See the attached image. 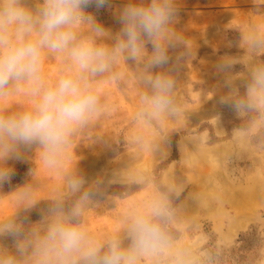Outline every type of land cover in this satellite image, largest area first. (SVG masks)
I'll use <instances>...</instances> for the list:
<instances>
[{
  "label": "clouds",
  "instance_id": "1",
  "mask_svg": "<svg viewBox=\"0 0 264 264\" xmlns=\"http://www.w3.org/2000/svg\"><path fill=\"white\" fill-rule=\"evenodd\" d=\"M107 4L109 0H0V99L23 94L31 101L30 107L0 108V188L15 175L9 161L31 159L27 154L33 151L64 179L62 192L39 199L33 167L31 180L10 192L15 211L0 219V238L11 237L14 251L0 246V264H220L222 249L207 244L197 249L181 242V217L173 200L183 189L175 182L155 186L149 199L131 205L123 229L103 241L84 223L85 210L98 205L95 198L108 186L128 189L149 182L145 173L124 169L91 182L76 166L65 170L76 138L103 114L98 85L121 80L120 61L128 66L131 62L133 76L144 89L135 122L149 126L177 120L182 113L173 73L193 56L188 39L174 27L177 0H128L117 12L122 26L114 35L85 11L90 5L100 9ZM254 5L255 14L264 16V5ZM238 30L236 45L250 59L244 63L237 56L220 58L216 70L223 74L227 92L218 103L240 119H250L253 113L264 119V19ZM46 53L61 61L54 83L44 76ZM237 64L244 65L243 79L232 74ZM134 143L158 152L168 141L161 136L146 142L137 135ZM42 201L47 205L40 210L41 219L30 222L27 214Z\"/></svg>",
  "mask_w": 264,
  "mask_h": 264
},
{
  "label": "rangeland",
  "instance_id": "2",
  "mask_svg": "<svg viewBox=\"0 0 264 264\" xmlns=\"http://www.w3.org/2000/svg\"><path fill=\"white\" fill-rule=\"evenodd\" d=\"M127 3L128 0H109L100 9L90 5L85 11L114 35L122 26L117 12ZM177 3L178 22L174 27L193 50V56L181 62L173 73L178 81L180 118L149 126L137 124L135 113L144 89L133 76L132 63L128 62V66L121 60L117 71L122 79L98 85L103 114L91 129L76 138L65 170L76 166L89 182L119 169L143 172L148 177L147 184L128 189L108 186L104 195L95 198L98 205L85 210L84 223L100 241L119 233L131 205L149 199L155 186L175 182L183 189L181 196L173 200L181 217L177 228L183 244L197 249L205 244L222 249L220 264H264V119L256 113L250 119H240L229 107L218 103L227 89L222 87L223 74L216 70L225 55L248 62L247 51L236 45L238 29L264 19L254 12V3L264 5V0ZM148 49L151 51V45ZM169 54L175 56L172 51ZM61 67L59 56L45 54L43 72L47 82L56 81ZM244 71V65L237 64L232 74L243 79ZM19 105L30 107L31 101L23 94L0 99L3 109L14 110ZM245 127L247 131H239ZM137 135L146 142L163 136L168 143L162 144L161 151L153 152L134 143ZM27 155L31 159L9 161L15 175L10 184L0 188V219L15 211L14 194L10 192L31 180L30 168L36 169L33 183L37 198L47 200L64 189L61 172L46 168L38 156L34 157V151ZM46 205L42 201L27 214L30 222L41 219L40 210ZM0 246L14 251L11 237L0 238Z\"/></svg>",
  "mask_w": 264,
  "mask_h": 264
}]
</instances>
